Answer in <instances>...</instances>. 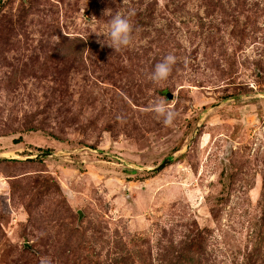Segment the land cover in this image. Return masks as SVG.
<instances>
[{"label":"rangeland","instance_id":"rangeland-1","mask_svg":"<svg viewBox=\"0 0 264 264\" xmlns=\"http://www.w3.org/2000/svg\"><path fill=\"white\" fill-rule=\"evenodd\" d=\"M43 257L264 264V0H0V264Z\"/></svg>","mask_w":264,"mask_h":264},{"label":"clouds","instance_id":"clouds-1","mask_svg":"<svg viewBox=\"0 0 264 264\" xmlns=\"http://www.w3.org/2000/svg\"><path fill=\"white\" fill-rule=\"evenodd\" d=\"M133 25L130 23L128 16L117 13L111 17L106 26V32L101 33L106 40L104 44H107L114 51H119L123 48H127L132 43ZM176 63V57L173 54H168L156 62L148 74V79L154 84L167 81L172 67ZM152 111L158 119H161L165 126H172L177 113L174 110V105H169L166 99L154 100L150 106ZM40 264H50V260L47 257H43Z\"/></svg>","mask_w":264,"mask_h":264},{"label":"water","instance_id":"water-1","mask_svg":"<svg viewBox=\"0 0 264 264\" xmlns=\"http://www.w3.org/2000/svg\"><path fill=\"white\" fill-rule=\"evenodd\" d=\"M40 155L44 156V155H46V153L39 154V156H40ZM162 165H163V164H161V165L157 166L155 169H158V168H160Z\"/></svg>","mask_w":264,"mask_h":264}]
</instances>
